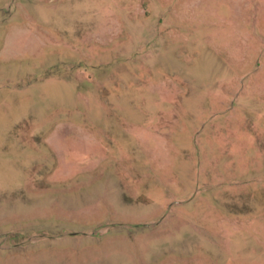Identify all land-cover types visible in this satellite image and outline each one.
<instances>
[{
    "label": "rangeland",
    "instance_id": "obj_1",
    "mask_svg": "<svg viewBox=\"0 0 264 264\" xmlns=\"http://www.w3.org/2000/svg\"><path fill=\"white\" fill-rule=\"evenodd\" d=\"M0 264H264V0H0Z\"/></svg>",
    "mask_w": 264,
    "mask_h": 264
}]
</instances>
